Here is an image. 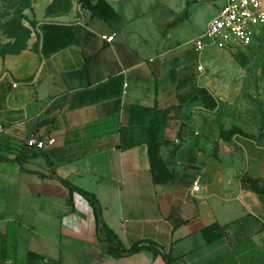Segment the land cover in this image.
I'll use <instances>...</instances> for the list:
<instances>
[{"label":"crops","instance_id":"0c3cea01","mask_svg":"<svg viewBox=\"0 0 264 264\" xmlns=\"http://www.w3.org/2000/svg\"><path fill=\"white\" fill-rule=\"evenodd\" d=\"M209 1L72 0L36 51L0 58V264H264V193L242 182H264V113L198 70L219 50H196L203 33L177 43ZM137 243L158 253L109 252Z\"/></svg>","mask_w":264,"mask_h":264},{"label":"rangeland","instance_id":"374dc122","mask_svg":"<svg viewBox=\"0 0 264 264\" xmlns=\"http://www.w3.org/2000/svg\"><path fill=\"white\" fill-rule=\"evenodd\" d=\"M209 2L220 8L225 3L224 0ZM162 6L163 3L154 2L150 9ZM70 7L72 0L50 3L48 0H0V58L36 51L38 24L66 14ZM207 21V15H201L198 25L182 24L177 43L182 48L192 47V39L205 32ZM206 57L204 74L211 86L232 101L236 110L261 116L264 113V30L257 42L245 50H211Z\"/></svg>","mask_w":264,"mask_h":264},{"label":"built area","instance_id":"2783aa9c","mask_svg":"<svg viewBox=\"0 0 264 264\" xmlns=\"http://www.w3.org/2000/svg\"><path fill=\"white\" fill-rule=\"evenodd\" d=\"M223 7L209 22L205 32L194 40V45L199 53L208 48L233 52L245 50L253 46L264 30V0H224ZM107 41H112L114 35L103 36ZM198 70L205 72L204 65H199ZM4 131L0 125V133ZM54 138L48 140L38 136H31L27 144L44 148L47 143H54ZM196 184L194 190H198Z\"/></svg>","mask_w":264,"mask_h":264},{"label":"trees","instance_id":"16d2710c","mask_svg":"<svg viewBox=\"0 0 264 264\" xmlns=\"http://www.w3.org/2000/svg\"><path fill=\"white\" fill-rule=\"evenodd\" d=\"M86 1L87 0H83L84 7L88 8V9L92 8V6L87 4ZM196 91L200 92L202 100H204V103L208 109H215L217 103L207 89L197 87ZM235 134H241L247 138H253L252 135H249V134L243 132L240 128H237V127H234V128L227 130V131H222L223 137L228 141H230ZM149 149H150V156H151L152 163L155 165V161H157L160 158L158 143L150 142ZM242 182L244 184H246V183L250 184L251 187L256 192L264 193V182L261 179L254 178V177L246 174L245 176H243ZM109 241L110 242L113 241V238L111 236L109 237ZM142 249H150V250H153L156 253H158L156 246H154L153 244H150V243L149 244L148 243H137V244H134L130 248H120V249H115V248L110 246L109 252L115 256H122V255H130V254L139 252Z\"/></svg>","mask_w":264,"mask_h":264}]
</instances>
